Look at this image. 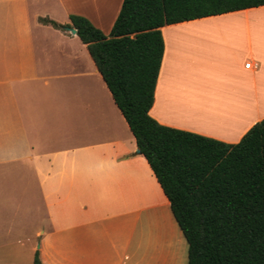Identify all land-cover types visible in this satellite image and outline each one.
<instances>
[{
    "label": "crops",
    "instance_id": "1",
    "mask_svg": "<svg viewBox=\"0 0 264 264\" xmlns=\"http://www.w3.org/2000/svg\"><path fill=\"white\" fill-rule=\"evenodd\" d=\"M41 1L0 0V240L34 242L18 264L37 252L42 264H189L170 201L86 44L39 21L71 25L75 14L109 34L123 0ZM161 31L150 115L239 142L264 118V6Z\"/></svg>",
    "mask_w": 264,
    "mask_h": 264
},
{
    "label": "trees",
    "instance_id": "2",
    "mask_svg": "<svg viewBox=\"0 0 264 264\" xmlns=\"http://www.w3.org/2000/svg\"><path fill=\"white\" fill-rule=\"evenodd\" d=\"M264 6V0H123L109 34L71 26L147 159L188 243L189 264H264V118L237 143L160 124L150 115L167 25ZM34 264H42L37 252Z\"/></svg>",
    "mask_w": 264,
    "mask_h": 264
},
{
    "label": "rangeland",
    "instance_id": "3",
    "mask_svg": "<svg viewBox=\"0 0 264 264\" xmlns=\"http://www.w3.org/2000/svg\"><path fill=\"white\" fill-rule=\"evenodd\" d=\"M41 7L42 6H47V5H52L53 2L52 1H47V0H42L40 2ZM57 10V9H56ZM41 18H46L52 21H55L56 23L60 24V25H70L69 22L67 23H61L58 20H53L51 18L48 17H41ZM40 18V20H41ZM39 20V21H40ZM41 24L43 25H50L53 28L57 29V30H61L64 31L63 29L57 28L51 24H45L42 23L40 21ZM69 26H66L65 29L67 30ZM12 180H14V178H12ZM14 192V188L11 190ZM10 193V191H9ZM6 201H4L3 203H5ZM25 246L23 247V245L21 244V242L18 241L16 235L12 234L4 239L0 240V264H18V262L21 260L20 257H18V255L23 254L24 252H27V248H29V246L33 245L32 242H24Z\"/></svg>",
    "mask_w": 264,
    "mask_h": 264
},
{
    "label": "water",
    "instance_id": "4",
    "mask_svg": "<svg viewBox=\"0 0 264 264\" xmlns=\"http://www.w3.org/2000/svg\"><path fill=\"white\" fill-rule=\"evenodd\" d=\"M67 30H69L73 34H76V32H77V30L73 27H68Z\"/></svg>",
    "mask_w": 264,
    "mask_h": 264
},
{
    "label": "built area",
    "instance_id": "5",
    "mask_svg": "<svg viewBox=\"0 0 264 264\" xmlns=\"http://www.w3.org/2000/svg\"><path fill=\"white\" fill-rule=\"evenodd\" d=\"M254 66H256V65H253L251 62H248V63L245 65V67H247V68H251V67H254Z\"/></svg>",
    "mask_w": 264,
    "mask_h": 264
}]
</instances>
